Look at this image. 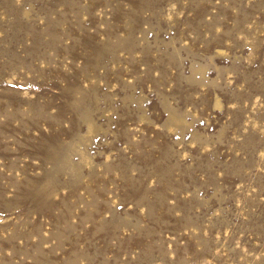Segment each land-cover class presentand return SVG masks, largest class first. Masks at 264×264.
I'll list each match as a JSON object with an SVG mask.
<instances>
[{
  "label": "rangeland",
  "instance_id": "1",
  "mask_svg": "<svg viewBox=\"0 0 264 264\" xmlns=\"http://www.w3.org/2000/svg\"><path fill=\"white\" fill-rule=\"evenodd\" d=\"M0 264H264V0H0Z\"/></svg>",
  "mask_w": 264,
  "mask_h": 264
}]
</instances>
